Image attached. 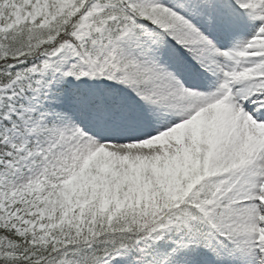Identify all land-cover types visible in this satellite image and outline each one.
<instances>
[{"label":"rangeland","instance_id":"obj_1","mask_svg":"<svg viewBox=\"0 0 264 264\" xmlns=\"http://www.w3.org/2000/svg\"><path fill=\"white\" fill-rule=\"evenodd\" d=\"M74 1L0 0V32L26 19H52ZM136 1L180 47L171 50L150 29H128L106 40L103 18L119 10L94 4L71 41L16 69L13 82L0 86V139L11 147L0 153V223L36 243H51L57 229L88 204L110 222L134 208L154 212L177 204L214 180L216 192L202 212L212 219L223 211L218 229L234 237L237 248L228 262L207 264H245L246 253L239 250L253 247L255 236L264 233V127L240 102L263 93L264 33L254 42V58L234 70L232 63L243 41L255 37L252 24L256 15L264 16V0L250 9L246 28L231 18L226 0ZM241 3L253 7L254 1ZM168 11L178 25L165 21ZM182 47L189 64L179 58ZM232 73L240 84L235 100L225 95L217 104ZM114 89L123 108L109 110ZM82 97L85 108L94 107L88 119ZM186 118L192 124L174 134L155 133ZM107 119L111 124L103 126ZM173 225L191 231L187 216ZM177 249L194 248L182 241ZM129 262L121 255L105 264Z\"/></svg>","mask_w":264,"mask_h":264},{"label":"trees","instance_id":"obj_2","mask_svg":"<svg viewBox=\"0 0 264 264\" xmlns=\"http://www.w3.org/2000/svg\"><path fill=\"white\" fill-rule=\"evenodd\" d=\"M112 1L78 0L75 3L77 10L73 14L66 12L50 22L26 20L0 33V85H7L13 79V73L8 70L11 65L21 61L29 65L42 52L70 38L71 31L91 3L117 5V2ZM132 8L138 15L143 14L139 7ZM131 21L130 15L108 20L104 34L109 37L118 36ZM3 148L0 144V150ZM204 197L205 193L199 196V200L203 201ZM195 202L197 200L193 202L187 198L180 205L164 207L157 214H143L135 209L128 215L119 216L110 225L97 221L93 207L87 206L83 223L75 219L71 224L61 227V239L55 244L33 246L15 233L0 228V264H102L123 248L129 249L139 263L146 264L149 262V254L151 256L155 248L166 249L169 236L162 234L163 239L157 244L158 247L153 246L148 253L140 252L137 243L161 234L159 228L169 224L176 213L186 211L198 215L195 210L199 202Z\"/></svg>","mask_w":264,"mask_h":264}]
</instances>
